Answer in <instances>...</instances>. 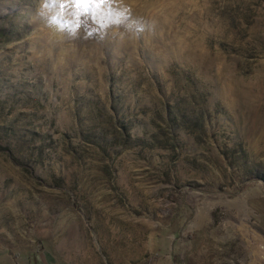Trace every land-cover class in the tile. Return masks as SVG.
<instances>
[{
  "label": "rangeland",
  "instance_id": "rangeland-1",
  "mask_svg": "<svg viewBox=\"0 0 264 264\" xmlns=\"http://www.w3.org/2000/svg\"><path fill=\"white\" fill-rule=\"evenodd\" d=\"M44 3L0 0V264H264V0Z\"/></svg>",
  "mask_w": 264,
  "mask_h": 264
},
{
  "label": "snow or ice",
  "instance_id": "snow-or-ice-1",
  "mask_svg": "<svg viewBox=\"0 0 264 264\" xmlns=\"http://www.w3.org/2000/svg\"><path fill=\"white\" fill-rule=\"evenodd\" d=\"M115 3L116 0H45L44 8L51 13L52 24L75 33L90 21L102 28L126 22L127 10L114 8Z\"/></svg>",
  "mask_w": 264,
  "mask_h": 264
}]
</instances>
